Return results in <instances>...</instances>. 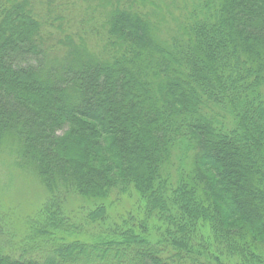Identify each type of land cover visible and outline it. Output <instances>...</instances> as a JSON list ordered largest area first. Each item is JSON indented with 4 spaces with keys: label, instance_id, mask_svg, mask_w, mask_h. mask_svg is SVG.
Wrapping results in <instances>:
<instances>
[{
    "label": "trees",
    "instance_id": "16d2710c",
    "mask_svg": "<svg viewBox=\"0 0 264 264\" xmlns=\"http://www.w3.org/2000/svg\"><path fill=\"white\" fill-rule=\"evenodd\" d=\"M7 128L48 194L0 264H264V0H0Z\"/></svg>",
    "mask_w": 264,
    "mask_h": 264
},
{
    "label": "rangeland",
    "instance_id": "374dc122",
    "mask_svg": "<svg viewBox=\"0 0 264 264\" xmlns=\"http://www.w3.org/2000/svg\"><path fill=\"white\" fill-rule=\"evenodd\" d=\"M182 20V12L175 7L174 14L167 16L162 32L167 25L174 26ZM32 58L30 65H36L41 60V56ZM18 64L16 62V66ZM60 132L63 133V130ZM21 146L22 141L18 135L12 128H7L0 142V234L4 243L11 242L16 251L20 248L26 225L29 226L28 217L37 215L48 194L39 171L22 157ZM78 202L76 199L70 203L77 206Z\"/></svg>",
    "mask_w": 264,
    "mask_h": 264
}]
</instances>
